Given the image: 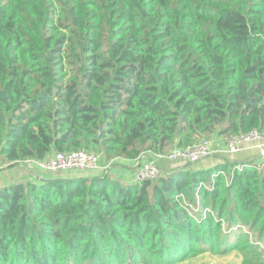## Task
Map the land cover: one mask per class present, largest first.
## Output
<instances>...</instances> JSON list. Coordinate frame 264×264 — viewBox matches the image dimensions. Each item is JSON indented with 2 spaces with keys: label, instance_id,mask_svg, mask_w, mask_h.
Instances as JSON below:
<instances>
[{
  "label": "trees",
  "instance_id": "16d2710c",
  "mask_svg": "<svg viewBox=\"0 0 264 264\" xmlns=\"http://www.w3.org/2000/svg\"><path fill=\"white\" fill-rule=\"evenodd\" d=\"M263 128L264 0H0L2 165L53 150L134 159ZM187 163L142 183L0 187V264L259 253L264 169Z\"/></svg>",
  "mask_w": 264,
  "mask_h": 264
},
{
  "label": "crops",
  "instance_id": "0c3cea01",
  "mask_svg": "<svg viewBox=\"0 0 264 264\" xmlns=\"http://www.w3.org/2000/svg\"><path fill=\"white\" fill-rule=\"evenodd\" d=\"M260 134L262 138L260 140H255L252 142H245L244 149L236 154L228 153L227 144L230 135H222L218 131L207 135L206 138L210 141V145L212 148L217 149L219 152L226 156L223 159H209L201 162L200 164L195 166L198 167H206L215 166L220 163L227 162L225 159L228 157L232 158L231 162H241V161H250L253 164L263 165L264 167V154H261V151L264 149V128L260 130ZM262 146V147H261ZM54 151V150H53ZM53 151L47 155V157L52 156ZM154 152L151 150H147L142 152L137 158H127V157H115L110 161L105 160L103 158V164H110L106 170H69V171H55L49 172L34 163H30L27 161H22L21 163H25L23 165H9L4 164L1 168L0 172V187L2 186H10L15 182H26L28 180L39 181L42 179H58V178H75V177H92L96 175L107 176L112 181H121L124 183H134L133 176L136 171L137 163L139 160H144L145 157L153 158ZM213 156H216L215 154ZM230 159V158H229ZM20 163V162H19ZM159 165L164 172L168 169L176 168L185 165L184 161H170V160H161ZM264 169V168H263Z\"/></svg>",
  "mask_w": 264,
  "mask_h": 264
},
{
  "label": "built area",
  "instance_id": "2783aa9c",
  "mask_svg": "<svg viewBox=\"0 0 264 264\" xmlns=\"http://www.w3.org/2000/svg\"><path fill=\"white\" fill-rule=\"evenodd\" d=\"M259 129H254L249 132H241L237 135H232L227 144V152L236 154L244 149L245 142L257 141L262 138ZM262 147V146H261ZM210 145V141L201 139L194 141L186 146L176 147L167 152H154L153 158L145 157L144 160H139L136 171L133 176L134 183H142L145 180H156L163 171L159 165L161 160L197 162L200 159L218 153ZM264 154V149L261 151ZM102 153H96L87 149H77L71 151H53L52 156L46 157L43 160L28 159L25 160L34 163L42 169L55 172L57 170H106L110 164L104 165ZM139 158V157H138Z\"/></svg>",
  "mask_w": 264,
  "mask_h": 264
},
{
  "label": "rangeland",
  "instance_id": "374dc122",
  "mask_svg": "<svg viewBox=\"0 0 264 264\" xmlns=\"http://www.w3.org/2000/svg\"><path fill=\"white\" fill-rule=\"evenodd\" d=\"M220 128V127H218ZM218 131V130H217ZM206 136L207 135H203V136H200V137H197V138H194L193 141L191 142H194V141H198V140H201V139H206ZM176 148V147H175ZM174 147L170 150H173ZM90 151H93V152H96V153H101L102 151L98 150V149H89ZM170 150H167V151H170ZM165 151V152H167ZM216 156H213V155H210V156H207V157H204L202 159H200L199 161L197 162H194L196 165L200 164L201 162L207 160V162H213V161H208L209 159H223L225 155L222 154V153H216L215 154ZM230 158V159H229ZM232 158L234 157H228L226 158L225 160L230 163L232 161ZM185 164H189L187 162H184ZM20 165H23L25 163H18ZM256 164V163H255ZM258 168H264L263 165H258ZM2 164H0V172L2 171L1 168H2ZM203 166L206 167L205 164H203ZM198 167V166H196ZM58 171H69V170H57ZM155 181V180H153ZM192 209L194 210V212L196 214L200 213V210H199V205L197 206H193ZM245 257H248V258H254V260H256L257 262H260L261 260L264 261V248H262V250H259V253L257 254H251L249 252H243L241 249H237V250H234V251H230L228 253H221V252H218V251H209V252H203V253H197V254H194L192 255L191 257H189L187 260L183 261V262H177L175 264H243V261L245 259Z\"/></svg>",
  "mask_w": 264,
  "mask_h": 264
}]
</instances>
